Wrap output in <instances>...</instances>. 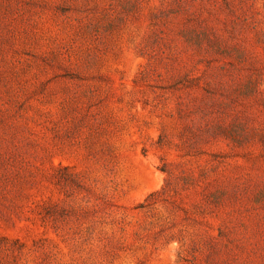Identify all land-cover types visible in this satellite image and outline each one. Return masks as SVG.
<instances>
[{"label":"rangeland","instance_id":"obj_1","mask_svg":"<svg viewBox=\"0 0 264 264\" xmlns=\"http://www.w3.org/2000/svg\"><path fill=\"white\" fill-rule=\"evenodd\" d=\"M44 202L96 218L57 236ZM0 235L8 264H264V0H0Z\"/></svg>","mask_w":264,"mask_h":264},{"label":"trees","instance_id":"obj_2","mask_svg":"<svg viewBox=\"0 0 264 264\" xmlns=\"http://www.w3.org/2000/svg\"><path fill=\"white\" fill-rule=\"evenodd\" d=\"M163 172L170 174L166 169L163 170ZM76 178L77 176L74 175V179ZM168 186H169V183H166L164 187L162 188L161 192H156L150 195V197L146 200V203L140 206V208H145L146 206L148 207L157 206L161 203L168 202L170 199V196H168L169 195ZM76 208L77 207H62L61 208L56 203L44 202L43 204L38 205V215L41 217L42 222L49 225L53 233H55L57 236H59L60 233L63 232L65 229H67L65 232L67 236L71 235L72 229L74 231V234L77 235L79 233L76 231L75 228L78 226V229L81 230L80 226L86 223V221H89V218L91 215L90 212H92L91 217H95L94 216L95 211L94 210L88 211V209H81L80 207H78L77 209ZM77 210L79 211V214H76ZM105 210H108V209L104 208V214L108 215V213ZM72 222H74L73 225L76 223L75 228L70 226ZM90 225L91 227L94 226L93 224H90ZM88 234L92 235V233L90 232ZM23 249H24V244H22L20 241L10 240L0 235V264H8L6 258H4L6 256V255L4 256V254H7V255L10 253L12 255L20 254Z\"/></svg>","mask_w":264,"mask_h":264}]
</instances>
